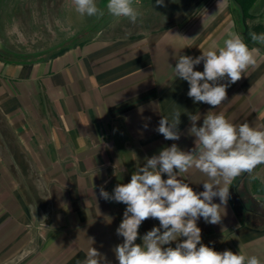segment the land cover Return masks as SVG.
I'll use <instances>...</instances> for the list:
<instances>
[{
  "label": "crops",
  "instance_id": "0c3cea01",
  "mask_svg": "<svg viewBox=\"0 0 264 264\" xmlns=\"http://www.w3.org/2000/svg\"><path fill=\"white\" fill-rule=\"evenodd\" d=\"M199 5L185 22L75 40L34 58L17 59L0 42V264H83L90 248L102 254L100 264H118L113 249L123 242L116 229L126 205L101 198V187L111 194L172 144L193 150L190 115L200 116L197 127L213 111L264 128L263 48L247 43L258 49L257 64L234 84L220 81L229 84L227 99L215 108L194 103L188 82L175 78L179 56L218 49L232 31L242 36L234 0ZM174 111L180 139L166 140L156 128ZM181 178L197 193L208 179L195 168ZM252 180L244 174L229 185L219 224L200 218L197 225L203 244L264 264V187ZM154 226L158 220L144 221L139 236Z\"/></svg>",
  "mask_w": 264,
  "mask_h": 264
},
{
  "label": "clouds",
  "instance_id": "9594fccd",
  "mask_svg": "<svg viewBox=\"0 0 264 264\" xmlns=\"http://www.w3.org/2000/svg\"><path fill=\"white\" fill-rule=\"evenodd\" d=\"M72 2L81 16L105 15L96 0ZM156 3L163 5L164 0ZM104 7L112 17L126 18L131 23H136L141 15L134 0H106ZM249 36L254 44L264 45V33L250 32ZM256 52L257 48H250L240 34L232 31L218 49L195 58L179 56L173 72L175 78L188 82L187 95L194 103L215 108L227 99L229 84L220 81L226 77L230 84L239 81L257 64ZM202 61L203 71L195 70ZM179 117L180 112L175 111L163 115L156 131L166 140H179ZM189 118L192 121L189 134L196 138L193 150L183 151L172 144L158 155L146 158L130 181L117 184L111 194L100 188L99 196L104 200L126 205L116 229L123 242L113 249L118 264H262L256 255L220 252L203 244L197 221L203 218L206 223L219 224L222 205L229 199V185L244 174L257 178L253 175L255 169L264 165V128L248 122L237 125L223 113L213 111L206 114L199 127L196 125L199 115ZM193 168L208 178L199 193L181 178L182 173ZM214 198L220 203H215ZM150 218L158 220L159 227L154 226L140 237L139 228ZM138 238L142 243H136ZM102 258L97 249L90 248L83 264H100Z\"/></svg>",
  "mask_w": 264,
  "mask_h": 264
},
{
  "label": "rangeland",
  "instance_id": "374dc122",
  "mask_svg": "<svg viewBox=\"0 0 264 264\" xmlns=\"http://www.w3.org/2000/svg\"><path fill=\"white\" fill-rule=\"evenodd\" d=\"M201 0H134L141 12L136 23L126 18H114L107 13L106 0H96L105 11L103 17L81 16L75 10L72 0H0V42L17 59L39 57L53 53L75 40L91 38L113 39L135 37L163 26L185 22L196 15ZM263 1L254 5L249 15L243 16L236 6V19L242 33L252 44L250 32L264 33ZM264 47V45L256 44ZM24 56V57H23ZM254 186L264 187V165L254 173ZM217 247V242L209 245Z\"/></svg>",
  "mask_w": 264,
  "mask_h": 264
},
{
  "label": "trees",
  "instance_id": "16d2710c",
  "mask_svg": "<svg viewBox=\"0 0 264 264\" xmlns=\"http://www.w3.org/2000/svg\"><path fill=\"white\" fill-rule=\"evenodd\" d=\"M259 1H263V4H264V0H234V3L236 4V6L239 7V9L241 11V14L243 16L247 17L249 15V11H250V9L252 8L253 5H254V10L255 9H259V8H257ZM262 6L264 7V5H262ZM242 37H243V39H244V41L246 43L252 44L250 42V40H248V38L246 37L245 33H242ZM252 45L259 46V47L264 49V47H262L260 45H256V44H252ZM259 215H260V217L262 219L264 218V212H260Z\"/></svg>",
  "mask_w": 264,
  "mask_h": 264
}]
</instances>
